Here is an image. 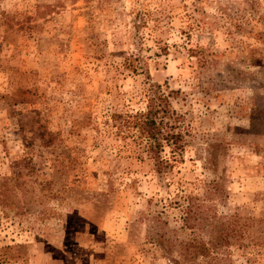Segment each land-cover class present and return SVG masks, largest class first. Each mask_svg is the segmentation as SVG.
Returning a JSON list of instances; mask_svg holds the SVG:
<instances>
[{"label":"rangeland","instance_id":"obj_1","mask_svg":"<svg viewBox=\"0 0 264 264\" xmlns=\"http://www.w3.org/2000/svg\"><path fill=\"white\" fill-rule=\"evenodd\" d=\"M149 84L182 134L158 167ZM205 191L253 220L232 264H264V0H0V264H170L144 215L201 236Z\"/></svg>","mask_w":264,"mask_h":264},{"label":"trees","instance_id":"obj_2","mask_svg":"<svg viewBox=\"0 0 264 264\" xmlns=\"http://www.w3.org/2000/svg\"><path fill=\"white\" fill-rule=\"evenodd\" d=\"M147 91L145 110L132 116L145 138V151L154 156L158 167L161 159L157 154L165 146L173 152L180 150L182 134L170 123L175 121L174 117L171 121L164 118L169 111L167 94L153 84H149ZM211 195V191L181 195L183 205L179 228L189 232L204 231L201 236L179 238L176 229L168 228L158 212L149 211L144 215L149 240L160 247L170 264H232L233 251L248 247L246 253H252L249 247L260 245V241L247 231L253 220L236 214H217L210 202Z\"/></svg>","mask_w":264,"mask_h":264}]
</instances>
